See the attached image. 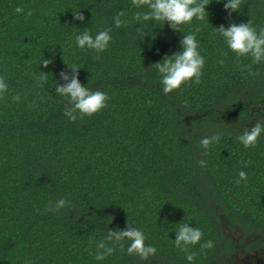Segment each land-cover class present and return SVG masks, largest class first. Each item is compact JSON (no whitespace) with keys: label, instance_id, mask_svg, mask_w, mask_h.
<instances>
[{"label":"trees","instance_id":"1","mask_svg":"<svg viewBox=\"0 0 264 264\" xmlns=\"http://www.w3.org/2000/svg\"><path fill=\"white\" fill-rule=\"evenodd\" d=\"M209 3L203 21L177 32L136 22L147 9L132 0H0V77L8 84L0 99V264H223L244 242L228 232L254 237L249 251L264 247V133L250 148L238 140L264 124V63L237 57L216 29L264 27V0H242L231 16L226 0ZM16 6L33 15L26 20ZM120 11L126 26L116 28ZM106 28L112 40L100 59L77 46L84 29L95 37ZM184 34L196 35L204 57L201 83L165 95L153 65L182 52ZM72 65L82 85L110 97L107 108L76 122L55 91ZM41 72L48 77L38 83ZM213 135L220 140L206 150L200 141ZM60 198L71 207L45 211ZM128 223L156 254L128 255L125 242L124 252L94 259L107 231ZM181 223L203 232L189 246L191 262L175 246ZM209 240L213 247L202 249Z\"/></svg>","mask_w":264,"mask_h":264},{"label":"clouds","instance_id":"2","mask_svg":"<svg viewBox=\"0 0 264 264\" xmlns=\"http://www.w3.org/2000/svg\"><path fill=\"white\" fill-rule=\"evenodd\" d=\"M132 4L137 9H147L146 11H138L134 14L133 19L140 23L146 21L160 22L162 25H169L173 31L181 32L183 25H188L193 20L203 21L205 16L209 15L206 11L210 4L209 0H132ZM242 0H226L224 8L228 11L229 16L232 12H239ZM14 11L17 14H24L27 20L33 15V11L28 9L25 12L24 7L16 6ZM125 13L120 11L114 18L116 28L126 26V21L122 20ZM74 17L77 21H84L85 16L80 12H74ZM217 33L224 38L228 47L237 57H251L253 63H264V27L257 29L249 23H232L227 28L220 26ZM111 28H106L99 31L95 37L84 29L75 37L77 46L83 49H90L97 53L94 59H100L99 53L106 51L112 40ZM138 32L142 31L137 29ZM183 51L176 52L171 56H165L162 62L155 63L153 66L158 70L162 85V92L165 95L180 90L184 85L191 84L193 81L196 84L201 83L203 68L205 65L204 57L200 54L199 43L195 34H184L181 41ZM226 55V53H225ZM52 61L44 59L41 64L47 68ZM223 64V61H220ZM69 67V66H68ZM71 75L68 72H61L60 78L65 81L64 85H56L55 91L58 96L67 98L68 105L65 107L64 114L72 122L85 117H92L103 109L108 107L107 101L110 97L103 91H90L88 87L82 85L79 80V71L81 68L76 65L69 67ZM249 74L255 76L258 73L251 72ZM48 74L41 72L39 76H35L37 82L46 81ZM8 90V84L4 78L0 77V99H4V93ZM14 102H19V95L14 96ZM78 114V115H77ZM264 133V124L257 122L250 130L245 129L238 136V140L245 148H250L256 145L261 134ZM219 135L212 137H204L200 144L206 150L214 142H219ZM244 163V162H242ZM248 164L251 161L247 162ZM201 167H206V162L199 161ZM241 180H246L247 175L244 171L238 173ZM239 183V181H237ZM65 207H71V201L60 198L55 201L54 205L46 206L45 211L59 212ZM176 231L175 246L185 252L186 259L191 262L195 259V253L189 251V246L198 244L203 232L196 227H191L189 224L181 223ZM145 234L128 223L126 230L117 229L115 231L108 230L105 240H101L97 245L98 251L94 254V259L104 260L107 256L114 254L119 249L125 251V242H128L126 248L128 255H136L141 260H148L150 256L156 254V248L151 245H146ZM107 242V243H106ZM213 242L211 240L201 245L202 249H211ZM102 250V251H100ZM92 255V253H90ZM25 264H31L30 260H26Z\"/></svg>","mask_w":264,"mask_h":264},{"label":"rangeland","instance_id":"3","mask_svg":"<svg viewBox=\"0 0 264 264\" xmlns=\"http://www.w3.org/2000/svg\"><path fill=\"white\" fill-rule=\"evenodd\" d=\"M229 235L234 236L235 240L237 242L244 241L243 244H241V245L243 246V248H246V249H247L248 246L252 247L253 244H254V241H255L254 237L250 238L251 236L247 237V238L242 237V234L240 232L239 233H235L234 235L232 233H230ZM261 241L264 242V237L261 238ZM257 251H259V250H257ZM261 251H259L258 254H253V252L244 254V253L240 252V253L237 254L235 259L238 260V263H241V264L244 263V259H247L246 264H257L258 262H261V260L264 257V247H263V250H261ZM249 254H252V256L255 255V257H251V258L248 259V257H250ZM232 261H234V260H230V261H228V263L232 262ZM232 263H234V262H232ZM232 263H230V264H232Z\"/></svg>","mask_w":264,"mask_h":264},{"label":"flooded vegetation","instance_id":"4","mask_svg":"<svg viewBox=\"0 0 264 264\" xmlns=\"http://www.w3.org/2000/svg\"><path fill=\"white\" fill-rule=\"evenodd\" d=\"M228 233L230 234V232H228ZM241 248H242L241 251H240V250H237L236 253L232 254L234 257L231 258L230 260H234V261H232V262H234V263H232V262H229V263H228V261H230V260H228L226 263H223V264H230V263H232V264H241V263H238V260L235 259V257L237 256L238 253L242 252V253L246 254V253L253 252V254H258L259 251L263 250V247H261L260 249H258L259 251H257V250L249 251L248 248H247V249H246V248H243L242 245H241ZM247 250H248V251H247ZM261 252H262V251H261ZM262 253H263V252H262ZM249 256H250V257H248V259L251 258V257H255V255L252 256V254H249ZM246 261H247V259H244V263H243V264H246ZM257 264H264V257H263V259L261 260V262H258Z\"/></svg>","mask_w":264,"mask_h":264}]
</instances>
